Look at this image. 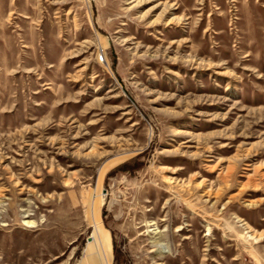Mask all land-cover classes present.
Masks as SVG:
<instances>
[{
	"label": "rangeland",
	"instance_id": "1",
	"mask_svg": "<svg viewBox=\"0 0 264 264\" xmlns=\"http://www.w3.org/2000/svg\"><path fill=\"white\" fill-rule=\"evenodd\" d=\"M104 230L264 264V0H0V264H106Z\"/></svg>",
	"mask_w": 264,
	"mask_h": 264
},
{
	"label": "crops",
	"instance_id": "2",
	"mask_svg": "<svg viewBox=\"0 0 264 264\" xmlns=\"http://www.w3.org/2000/svg\"><path fill=\"white\" fill-rule=\"evenodd\" d=\"M100 238L101 255L106 264H110L113 257L111 236L108 230H104Z\"/></svg>",
	"mask_w": 264,
	"mask_h": 264
},
{
	"label": "built area",
	"instance_id": "3",
	"mask_svg": "<svg viewBox=\"0 0 264 264\" xmlns=\"http://www.w3.org/2000/svg\"><path fill=\"white\" fill-rule=\"evenodd\" d=\"M100 59L103 60L104 59V56L103 55H100Z\"/></svg>",
	"mask_w": 264,
	"mask_h": 264
},
{
	"label": "bare ground",
	"instance_id": "4",
	"mask_svg": "<svg viewBox=\"0 0 264 264\" xmlns=\"http://www.w3.org/2000/svg\"><path fill=\"white\" fill-rule=\"evenodd\" d=\"M28 225L30 224V223H27Z\"/></svg>",
	"mask_w": 264,
	"mask_h": 264
}]
</instances>
